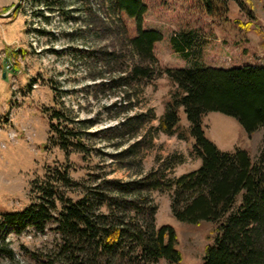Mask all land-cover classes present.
Wrapping results in <instances>:
<instances>
[{"label": "rangeland", "instance_id": "rangeland-1", "mask_svg": "<svg viewBox=\"0 0 264 264\" xmlns=\"http://www.w3.org/2000/svg\"><path fill=\"white\" fill-rule=\"evenodd\" d=\"M18 1L0 0V14ZM214 1L220 9L210 15L207 0H143V29L163 35L155 45L161 67H264L263 0ZM137 33L135 20L115 14L106 0H24L13 17L0 18V213L35 202L32 184L56 183L57 170L65 169L75 184L58 187L78 200L107 180L134 181L169 161L171 180L200 167L183 112L180 128L186 139L157 129L176 90L169 77L128 85L119 80L137 60L129 45ZM185 36L193 44L188 59L173 44V37ZM56 110L67 116L63 136L81 137L84 153L56 144L49 124ZM204 127L222 151L240 148L253 161L259 159L262 129L247 133L237 119L220 112L206 115ZM148 195L158 208L156 226L176 232L180 264H202L217 224L180 222L172 212L171 192ZM56 228L53 221L44 232L28 227L9 233L6 249L13 257L0 256V264H61L62 237Z\"/></svg>", "mask_w": 264, "mask_h": 264}, {"label": "trees", "instance_id": "trees-1", "mask_svg": "<svg viewBox=\"0 0 264 264\" xmlns=\"http://www.w3.org/2000/svg\"><path fill=\"white\" fill-rule=\"evenodd\" d=\"M106 2L118 16L134 19L138 29L129 39L137 60L119 80L128 85L169 77L176 90L157 129L186 139L180 128L183 112L190 136L195 139L192 155L202 164L171 180L167 175L172 167L169 161L163 169L134 181L107 180L93 190H85L78 200L66 197L58 187L57 183L66 187L75 184L65 169L57 170L56 183L32 184L35 202L18 211L0 213V256L13 257V252L6 249L9 233L21 234L28 227L44 232L54 221L62 237L61 264H157L162 260L180 264L176 232L170 226H156L158 208L148 193L160 191L171 192V208L178 221L217 224L202 264H264V148L256 162L240 148L222 151L207 138L204 127L206 115L220 112L237 119L247 133L259 129L264 133V67L163 68L155 54V45L163 35L143 29L147 12L143 0ZM219 9L214 0H207L208 14L215 15ZM173 44L177 53L189 58L193 45L189 36L181 40L173 37ZM66 117L62 110L53 111L49 123L52 137L58 139L56 144L63 150L73 146L84 153L81 137L75 135L70 141L63 136L64 129H69L63 124Z\"/></svg>", "mask_w": 264, "mask_h": 264}, {"label": "water", "instance_id": "water-1", "mask_svg": "<svg viewBox=\"0 0 264 264\" xmlns=\"http://www.w3.org/2000/svg\"><path fill=\"white\" fill-rule=\"evenodd\" d=\"M24 0H19L11 10H9L8 12L4 13V14H0V18L3 19H9L11 17H13L15 15V13L17 12V10L20 8V5L23 3Z\"/></svg>", "mask_w": 264, "mask_h": 264}]
</instances>
